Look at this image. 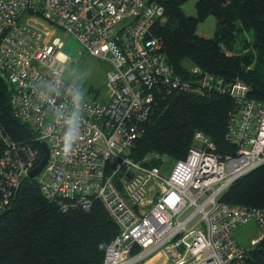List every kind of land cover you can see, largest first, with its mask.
<instances>
[{
	"label": "built area",
	"instance_id": "1",
	"mask_svg": "<svg viewBox=\"0 0 264 264\" xmlns=\"http://www.w3.org/2000/svg\"><path fill=\"white\" fill-rule=\"evenodd\" d=\"M162 14L152 0H0V72L12 85L11 106L49 149L36 181L64 209L101 201L118 227L102 264H140L157 252L172 264H250L247 252L264 239V208L219 200L264 163V103L248 96L247 83L236 78L229 85L234 107L226 138L234 154L220 156L196 131L167 177L163 156H130L162 88L201 93L212 86L207 73L196 84L174 77L152 32ZM61 32L109 64L105 100L66 76L71 58L61 50ZM10 148L0 171V209L41 160L37 149ZM251 221L257 235L244 246L235 230Z\"/></svg>",
	"mask_w": 264,
	"mask_h": 264
},
{
	"label": "trees",
	"instance_id": "2",
	"mask_svg": "<svg viewBox=\"0 0 264 264\" xmlns=\"http://www.w3.org/2000/svg\"><path fill=\"white\" fill-rule=\"evenodd\" d=\"M152 1L163 10L152 32L174 77L196 84L207 73L212 86L201 93L194 89L167 93L160 88L147 119L139 123L143 132L130 156L140 160L154 152L165 161H176L186 156L196 131L220 156L234 154L236 145L226 138L234 107L229 85L236 78L243 80L250 87L248 96L264 103V0H196L194 14L184 11L188 0ZM208 16L215 19L214 31L203 36L197 29ZM194 66L201 72H191ZM79 90L97 99L80 86ZM11 92V83L0 72V171L11 144L37 149L41 159L44 155L41 142L35 140L36 130L15 115ZM12 194L0 209V264H102L118 227L101 201L89 208L64 209L28 176ZM219 200L235 207L264 208V163L235 179ZM247 259L264 264V239L247 252Z\"/></svg>",
	"mask_w": 264,
	"mask_h": 264
},
{
	"label": "rangeland",
	"instance_id": "3",
	"mask_svg": "<svg viewBox=\"0 0 264 264\" xmlns=\"http://www.w3.org/2000/svg\"><path fill=\"white\" fill-rule=\"evenodd\" d=\"M183 8L186 12L193 11V0H188L184 3ZM211 18L213 19V17ZM206 27L208 28V23L202 26L203 29ZM61 35L65 37L61 50L71 58V62H69L66 71V76L76 79L78 86H80L85 93L87 92L91 96L95 95L98 100H105L106 90L104 73L109 64L106 61L88 54L81 43L73 35L67 33L64 34V32H61ZM250 36L252 37L251 33ZM250 36H247L248 41L251 39ZM240 46L239 43L236 45V47ZM79 52H81V54H79ZM174 162V160L166 161L167 169L163 171L164 176H168ZM234 235L238 242L248 244L249 239L257 235V227L253 221L247 225H239L235 230ZM140 264L172 263L166 259L163 252H157Z\"/></svg>",
	"mask_w": 264,
	"mask_h": 264
},
{
	"label": "crops",
	"instance_id": "4",
	"mask_svg": "<svg viewBox=\"0 0 264 264\" xmlns=\"http://www.w3.org/2000/svg\"><path fill=\"white\" fill-rule=\"evenodd\" d=\"M195 1L196 0H193V11L186 12L184 10L187 14H194L195 13V10H194V3H195ZM190 10H192V9H190ZM211 17H213V16H208L203 22H201L198 25V29H197V33L198 34H201L203 36H212L213 31H214V27H215V19H214V17H213V19ZM207 20H208V22H207ZM207 23H208V28L206 27L205 29H203L202 26L205 25V24H207ZM161 261H163V260H161Z\"/></svg>",
	"mask_w": 264,
	"mask_h": 264
},
{
	"label": "water",
	"instance_id": "5",
	"mask_svg": "<svg viewBox=\"0 0 264 264\" xmlns=\"http://www.w3.org/2000/svg\"><path fill=\"white\" fill-rule=\"evenodd\" d=\"M41 144L43 147L44 155H43L42 159L40 160V162L29 171V173H28L29 178L35 177V175H37L42 170V168L45 166V164L48 160V156H49L48 145L45 141H42Z\"/></svg>",
	"mask_w": 264,
	"mask_h": 264
},
{
	"label": "clouds",
	"instance_id": "6",
	"mask_svg": "<svg viewBox=\"0 0 264 264\" xmlns=\"http://www.w3.org/2000/svg\"><path fill=\"white\" fill-rule=\"evenodd\" d=\"M36 176V175H35Z\"/></svg>",
	"mask_w": 264,
	"mask_h": 264
}]
</instances>
